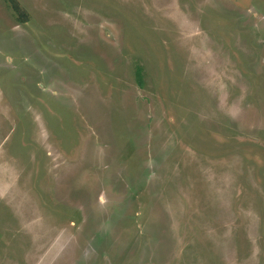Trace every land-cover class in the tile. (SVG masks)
<instances>
[{"label": "rangeland", "instance_id": "1", "mask_svg": "<svg viewBox=\"0 0 264 264\" xmlns=\"http://www.w3.org/2000/svg\"><path fill=\"white\" fill-rule=\"evenodd\" d=\"M18 1L0 264H264V0Z\"/></svg>", "mask_w": 264, "mask_h": 264}, {"label": "trees", "instance_id": "2", "mask_svg": "<svg viewBox=\"0 0 264 264\" xmlns=\"http://www.w3.org/2000/svg\"><path fill=\"white\" fill-rule=\"evenodd\" d=\"M6 3L9 5L11 10L13 11L14 15L17 18V21L19 24H27L30 22V18L28 13L25 11V9L22 7L21 3L18 0H5ZM136 79L139 87L144 86V69L143 67L138 66L136 69Z\"/></svg>", "mask_w": 264, "mask_h": 264}]
</instances>
